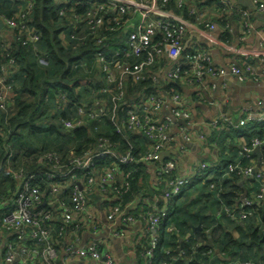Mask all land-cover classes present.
Listing matches in <instances>:
<instances>
[{
    "label": "built area",
    "instance_id": "1",
    "mask_svg": "<svg viewBox=\"0 0 264 264\" xmlns=\"http://www.w3.org/2000/svg\"><path fill=\"white\" fill-rule=\"evenodd\" d=\"M8 1L16 4V11L13 16L0 11V35L5 37L3 28H6L10 38L14 36L21 44L36 51L40 31L31 24L34 0ZM169 1L54 0L57 15L66 23L65 29L58 35L61 43L71 48L72 52H75L74 55L79 56L77 50L90 39L87 45V49H90H86V54L79 56L70 67L71 70H82L78 83L71 89L73 96L81 94L82 97L78 101L72 100L71 116H57L56 122L61 131L70 135L76 128L87 126L89 121L104 122L105 116L111 110L109 117L116 124V131H136L151 140L140 158L129 150L120 153L105 137H99L96 147L80 155L73 151L66 154L55 150L38 152L35 162L47 165L41 177L46 183V189L51 192L46 203L54 211L62 210L66 219L69 215H74L75 219L78 214L84 213L93 228L101 226L96 218L97 213L89 210L90 203L93 204V196H99V199H95L101 202L109 194H121V190L116 186V179H125L127 174L120 172V163L142 160L152 167V175L156 180L176 173L177 157L170 156L159 160V153L173 142V137L168 131L170 125L175 119H190L193 106L181 92L169 88V84L194 82L198 95L205 88L213 89V79L227 73L239 80L245 79L241 69L235 64L229 67L215 65L208 49L198 45V41H193L192 45L186 48L187 34L196 40L203 39L212 45L231 50L242 64H248L244 59L247 57L244 56L264 55V42L260 43L258 49L235 50L228 37L214 35L213 31L218 24L208 16L209 8L203 4L206 0H200L205 13H195L198 2L196 0H173L175 8H167ZM219 1L228 5V0ZM190 4L192 6L189 8ZM184 5L188 8V13L194 15L192 19L177 13ZM236 10L242 17L244 26H247V17L264 12V2L253 0V8L250 11L239 6ZM219 26H222L221 22ZM6 56V62L0 63V137L3 139L12 131V128L8 127L9 119L16 110L10 83V76L14 72L11 68L15 60L8 54ZM39 62H46L44 56L39 57ZM143 80L154 82V89H141L136 94L132 93L134 87ZM44 91L32 118L49 122L51 101H56L55 108L62 110L68 105L69 92L52 85H47ZM70 99L72 98L69 97ZM258 104L261 105V102ZM162 110L167 113L161 115ZM241 113L244 115L237 122L225 117L211 122L213 127L222 122L239 133L236 146L238 159L228 163L221 171H236L237 174L247 177L250 182L262 181L264 168L255 165L252 154L254 148L261 145L262 140L258 137L247 140L246 133L252 123L264 122V110H244ZM94 128L92 127L90 132ZM177 147L180 150L183 148L182 144H177ZM8 151L7 156L11 154L10 149ZM244 160H247V163H243ZM99 165H102V168H99ZM6 166V174L14 184L10 183V179L7 184H0V188H4L0 193V264H35L42 259L51 263L57 259V252L52 245L48 229L42 228L41 222L45 218H54V213L40 206L45 199L38 178L36 174L28 173L22 165L14 164L10 158ZM205 168L206 163L201 161L193 173L169 176V189L164 195L165 200L184 193L185 188L194 183ZM63 189L71 192L72 205L59 200L58 195ZM164 209L166 208H162L160 212L146 211L142 214L131 212L129 208L119 209L109 202L103 204L102 211L104 222L112 226L111 233L115 236L125 235L126 229L132 227L136 221L135 215H138L137 220L142 219L139 220L143 222L142 235L152 232L148 240L149 245L138 251V255L143 259L142 264H264V243L262 257L258 255L256 258H245L241 254L242 251L232 255L214 247V242V246L194 250L190 255H184L181 246L157 247L162 238L161 234L173 230ZM258 210L259 205L255 199L243 196L231 207H225L224 215L231 220H243ZM218 214L220 215V210ZM256 217L257 225L261 223L262 215L257 214ZM28 238L43 242V247L24 244V240ZM77 243L78 237L69 244L64 253L76 254L80 259L92 264H118L112 254L102 252V248H99L100 241L93 240L82 246H77ZM195 243L196 240L194 245ZM163 254H167L168 259H162ZM215 255L220 260H215ZM204 256L206 260H203Z\"/></svg>",
    "mask_w": 264,
    "mask_h": 264
},
{
    "label": "trees",
    "instance_id": "2",
    "mask_svg": "<svg viewBox=\"0 0 264 264\" xmlns=\"http://www.w3.org/2000/svg\"><path fill=\"white\" fill-rule=\"evenodd\" d=\"M209 1L206 0L204 5L209 4ZM167 8H175L173 0H170L167 4ZM0 11L6 13L8 16H13L16 11V4L11 3L8 0H0ZM177 13L183 15L187 19H192L193 14L188 13V8L184 5L182 8L177 10ZM31 24L39 29L40 38L37 42V50L34 51L31 47L21 44L20 40H17L14 36L11 38H6L0 35V63L3 64L7 60L6 54L12 57L15 60L14 66L11 68L14 72L10 76V83L12 85V96L14 97V103L16 110L13 115L10 116L8 127L12 128V131L6 135V138L0 137V184H7L9 182V176L6 174V162L8 158L14 161V164L22 165L28 173L36 174L38 178V184L44 193V202L40 203V206H43L45 209H50L51 213H54V218H45L41 222V227L48 229L51 236V240L55 251L58 255L69 246V244L77 238L83 231L90 227L91 223L86 219L84 213L78 214L77 218L74 219V215H69L68 219L62 213V210L50 208L46 203V199L51 195L50 190L46 189V183L41 177L44 175L45 168L47 165L45 163H36L35 155L43 150H55L59 153L66 154L67 151H73L75 154L80 155L90 148L96 147L98 144L99 137L108 138L112 142L116 149L120 153L129 152L135 155L137 158H140L141 155L145 152V149L148 147L149 142L146 138L136 132L130 130H122L121 132L116 131V124L109 118L111 110L108 111L107 115L104 118V122L96 123L95 121H89L87 126L78 127L70 135H66L61 131L59 124L56 122V118L63 116H71V105L73 101H78L81 99V94L72 95L71 89L75 86L79 78L82 75V70H71V65L77 61L79 56L86 54L87 45L89 40L84 46L79 47L77 53L79 56L74 55L75 52H72L71 48L64 46L59 40L58 35L62 29H65L66 23L64 19L57 15L56 6L54 5V0H34L32 11H31ZM224 36V34H223ZM9 44L5 46V44ZM204 48H208L206 43H199ZM88 48L87 50H89ZM44 56L46 62L44 64L39 62V57ZM9 81V80H8ZM90 84H92L90 82ZM47 85H52L54 88H59L63 90H68V105H65L64 109L57 110L55 108L56 101H51L49 107V112L51 115V121L46 122L44 120L33 119V114L35 109L38 106L39 101L42 98V95L45 93L44 89ZM154 89V82L150 80H143L140 84L134 87L132 93L136 94L138 90H152ZM169 88L175 91L180 92L179 83L169 84ZM69 97L72 98L69 100ZM75 99V100H74ZM73 100V101H72ZM110 108V104H109ZM53 111V112H52ZM95 127L92 132L90 129ZM27 128V131L24 132ZM26 133L27 135H24ZM53 136L54 134L59 136V138H72L73 142L70 144V147L65 151H60L61 148L56 147L54 143L45 140L43 146H39L34 143L33 139L40 140L42 136ZM36 136V138H35ZM246 139L250 140L252 136ZM261 139V138H260ZM21 141L22 145L19 143ZM32 147L24 146L25 143H28ZM10 144V145H9ZM51 147H55L50 148ZM10 149L11 154L7 156L8 150ZM57 149V150H56ZM236 158L230 162H235L238 159L237 150H234ZM264 153V150H263ZM65 157V155H62ZM228 162V163H230ZM222 166L226 168L227 164ZM243 163H247V160H244ZM98 165V164H97ZM19 166V165H14ZM99 168H102V165H99ZM120 172L126 173L127 178L123 177L116 179V186L121 190L120 195L109 194L101 201L102 204L112 203L116 205L119 209H127L130 205L134 206L139 213H146V211L160 212L162 208L167 212L169 217L168 222L174 225V229L171 232H164V234H170L174 232L175 234L187 233L186 217L184 208L178 202L177 198L174 197L165 200L164 195L168 191L169 176L177 175L176 173L169 174L164 176L159 180L151 182L150 187H147V183L150 186V173L148 170L152 167H149L146 162L139 160L135 163H120L119 164ZM42 171L40 172V170ZM236 171H220L218 175L210 180L205 181L206 185L200 187L198 190L192 192L196 196L194 203L196 201H201V197L204 193V190H209V195L212 199L217 198L219 203L220 216L224 217L226 221L232 223L231 219L225 216L224 208L231 207L235 204V200L230 198V194L225 192V185L228 182H231L233 178L238 177ZM11 180V179H10ZM36 181V180H35ZM126 182V184H124ZM10 183L14 184L11 180ZM11 185V184H10ZM153 189L157 191L153 192ZM248 197H251L257 201L259 205V210L256 213H253L251 216L244 217L241 221L234 223L237 227L238 234L234 235L229 230H227L226 221H222L221 224L215 223L212 224V219L207 223L209 228H213L214 232V245L219 250H224L230 254H238L242 251L243 257H252L254 258L253 253L251 252L253 246L263 245L264 242L261 241L264 236V187L262 186L261 181L252 180L248 181ZM145 190L147 192H145ZM4 191V188H0V193ZM189 190H185L186 193ZM158 192V193H157ZM151 195L152 202H149V196ZM209 195L205 194V203L208 201ZM157 196L166 201L165 204L157 203L155 201ZM59 200H63L64 203L72 205L73 196L71 192L63 189L61 194L58 195ZM99 199V196H96ZM95 197L92 198L93 203L95 202ZM164 202V201H163ZM58 205V204H57ZM93 205V204H92ZM90 203V207L93 206ZM94 209V208H93ZM132 210V209H131ZM130 211V210H129ZM137 211V212H138ZM182 213L180 216L179 213ZM257 214L262 215L261 223L256 225ZM76 216V213H75ZM138 217V215H135ZM172 216V217H171ZM66 219V220H64ZM233 224V225H234ZM163 235L158 246H172V234L170 236ZM146 235V236H145ZM149 234L141 236V239L137 240L135 246L136 253L143 249V247L149 245ZM195 238L186 240L183 245V249L187 255H190L191 252L196 250L192 246L194 245ZM24 244L36 245L38 248L43 247V242L37 241L31 238L25 239ZM101 249V247L99 246ZM1 252V251H0ZM259 255V254H258ZM158 258V256H156ZM162 259H168L167 254H163ZM206 260V256L204 259ZM215 260H220L218 256L215 255ZM35 264H57L56 261L47 262L39 261Z\"/></svg>",
    "mask_w": 264,
    "mask_h": 264
},
{
    "label": "crops",
    "instance_id": "3",
    "mask_svg": "<svg viewBox=\"0 0 264 264\" xmlns=\"http://www.w3.org/2000/svg\"><path fill=\"white\" fill-rule=\"evenodd\" d=\"M196 1L198 2L195 13H205L201 8V1ZM191 6L192 4L189 5V8ZM206 6L209 8L207 9L208 16L218 24L213 34L216 36L224 34V36L229 38L230 45L235 50L258 49L260 43L264 42V12L256 16L247 17V26H244L241 21L243 20L242 17L236 13L238 6L250 11L253 8V0H228V5H225L219 0H211ZM220 22L222 26H219ZM3 33L6 38H10L9 30L3 28ZM185 39V43H187L186 48L192 45L193 41H198V45L199 43H206L215 65L229 67L235 64L239 66L245 76L244 80H239L236 76L227 73L224 76L213 79V89L205 88L198 95H196L197 89L194 82H180L179 90L181 94L193 106L191 108L192 117L190 119H175L168 129L170 135L173 137V142L166 145L165 150H163L168 152L164 157L165 159L170 156L177 157L176 174L178 176L193 173L201 161L206 163V168L202 170L195 182L185 188V190L189 191L176 196L182 208L185 209L187 233H165L166 236L172 234L171 242L174 247L181 246L183 248L185 240L194 237L196 239L195 249L204 250L207 247L214 246L213 239L215 236L213 228H209L207 223L212 219L213 225L215 223L221 224L225 218L218 214L219 203L217 202V198L214 200L210 197L209 190H204V193L209 195L206 203L204 201L205 194L202 195L201 201L194 203L196 196L191 193L203 185L205 186V181L216 177L221 171L222 166L236 158L234 150H236L237 137L239 135L235 129L229 128L222 122L214 127L211 125V122L222 117L237 122L244 115L241 113L244 110L251 112L264 110V55L244 56L247 57L244 59H246L248 64H242L239 63L236 55L225 47L212 45L203 39L196 40V38L194 39L193 36H189L188 34ZM249 66L250 68H248ZM258 102H261V105ZM166 113L162 110L161 115H165ZM247 131V138L257 135L262 140L261 145L254 148L252 154L255 165L264 168V122L252 123ZM147 142L149 141L147 140ZM177 144H182V150L177 147ZM159 160L161 159L159 158ZM148 172L150 173V186L147 183V187H150L151 190V182L156 181V179L152 175L151 169ZM261 182L264 187V179ZM224 187L225 192L227 191L226 193L230 194V198L237 202L243 196L248 195V178L239 175ZM152 190L153 192L157 191L153 188ZM145 192L147 191L145 190ZM148 200L152 202L151 195ZM154 200H157V203L161 201L162 204L166 203L163 197L161 200L160 196H157ZM92 206L94 209L90 207L89 210L92 209L97 213L96 218L101 226L99 228H93L92 225L88 227L78 236V243L76 245L82 246L84 243L97 240L100 241L102 252L112 254L118 264H142L143 259L135 250L137 240H140L141 236H143L141 233L143 222L139 221L142 219L137 220L138 217H136L133 226L126 229L123 237L115 236L111 233L112 226L104 222L103 204L101 205V202L96 200ZM128 208L132 209L131 212L138 211L132 205ZM179 214L181 216L182 213L180 212ZM231 221L232 223L229 221L225 222L227 230L233 234H238L237 227L234 223L239 222L241 224V221ZM171 227L174 229L173 224ZM151 233L150 231L149 237ZM165 234L163 233L161 236ZM252 251H258L262 257V245L253 246ZM258 253H253L254 258L258 257ZM184 255H187L185 251ZM56 256L57 259L55 261L57 264H92L87 260L80 259L76 254L68 255L61 252L59 255L57 253ZM42 261H45V259H42Z\"/></svg>",
    "mask_w": 264,
    "mask_h": 264
},
{
    "label": "rangeland",
    "instance_id": "4",
    "mask_svg": "<svg viewBox=\"0 0 264 264\" xmlns=\"http://www.w3.org/2000/svg\"><path fill=\"white\" fill-rule=\"evenodd\" d=\"M24 130H25L24 132H26L27 131V128L24 129ZM24 135H27V134L24 133ZM40 135L42 136V139H40V140L33 139V141H34L35 144H37L39 146H43V143L45 144V140L47 139V141H50V143H54L56 145V147L61 148L60 151H65L66 149H68L70 147V144L73 142L72 141L73 140L72 138H70V139H68V138H61V137L59 138V136L56 137L55 134L53 136H43L42 133H41ZM35 138H36V136H35ZM19 143L22 145L21 141ZM24 146H29V148H31L32 147V141H31V145L28 144V143H25ZM49 147L50 148H53V149L55 148L54 146L53 147L49 146ZM181 216H182V214H181Z\"/></svg>",
    "mask_w": 264,
    "mask_h": 264
},
{
    "label": "water",
    "instance_id": "5",
    "mask_svg": "<svg viewBox=\"0 0 264 264\" xmlns=\"http://www.w3.org/2000/svg\"><path fill=\"white\" fill-rule=\"evenodd\" d=\"M1 27H2V21L0 20V28H1ZM186 44H187V43H185V46H186ZM146 139H147L148 141H151L149 138H146ZM166 153H168V152H165V151L160 152V153H159V158H160V159H163V158L165 157ZM198 228H199V226H198ZM261 241L264 242V236L262 237Z\"/></svg>",
    "mask_w": 264,
    "mask_h": 264
}]
</instances>
